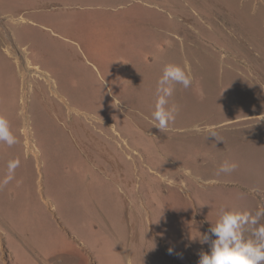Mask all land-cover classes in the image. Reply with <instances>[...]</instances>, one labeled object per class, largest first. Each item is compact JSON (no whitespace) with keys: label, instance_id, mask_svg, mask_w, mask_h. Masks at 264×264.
I'll list each match as a JSON object with an SVG mask.
<instances>
[{"label":"rangeland","instance_id":"obj_1","mask_svg":"<svg viewBox=\"0 0 264 264\" xmlns=\"http://www.w3.org/2000/svg\"><path fill=\"white\" fill-rule=\"evenodd\" d=\"M258 6L264 0H0V39L22 63L24 55L38 61L54 88L43 96L33 84L21 93L19 79L15 105L16 66L0 54V116L15 138L0 140V264H51L66 256L79 264H120L143 257L146 227L188 222L192 199L200 205L206 199L216 211L224 203L220 194L237 192L236 183L255 186L264 207V16ZM213 8L211 17L244 48L208 30L204 19ZM169 12L190 14L198 27L194 42L176 54L173 35L163 32L177 21ZM12 35H21L17 42L26 51ZM168 64L189 70L192 84H172L168 106L177 109L175 121L160 131L151 116ZM60 101L65 126L55 131L42 123L48 103ZM195 124L200 132L192 130ZM226 160L238 167L217 175Z\"/></svg>","mask_w":264,"mask_h":264},{"label":"clouds","instance_id":"obj_2","mask_svg":"<svg viewBox=\"0 0 264 264\" xmlns=\"http://www.w3.org/2000/svg\"><path fill=\"white\" fill-rule=\"evenodd\" d=\"M172 84H180L188 89L192 84V76L185 68L169 64L163 69V74L158 81V96L155 110L151 120L153 126L160 131L167 130L169 125L175 121L177 109L175 106H168V98L172 95ZM192 130L200 132V125H193ZM0 140L9 144L15 142V138L8 131V121L0 116ZM238 165L235 162L224 161L217 172L231 173ZM186 175H191L186 170ZM8 177L5 179L7 183ZM171 183V181H169ZM264 207L258 208L253 215L250 212L235 210H221L218 220L214 225L201 234L199 242L208 245V251L199 252L198 264H264ZM253 225L251 235L253 239H245V225Z\"/></svg>","mask_w":264,"mask_h":264},{"label":"crops","instance_id":"obj_3","mask_svg":"<svg viewBox=\"0 0 264 264\" xmlns=\"http://www.w3.org/2000/svg\"><path fill=\"white\" fill-rule=\"evenodd\" d=\"M12 36V41L18 44L17 36L20 37L21 35ZM19 46H21L22 49V45ZM0 54H2V59H8V61L12 63L13 60L10 58V55L6 56L1 47ZM14 66H16V64ZM15 72L17 73V66ZM14 102L16 105L17 88ZM48 106L49 107L47 109L50 114L47 113V120H45L42 125L45 126L46 123H50V127L53 130L62 127L61 125L65 126L64 122L60 119L62 115H66L65 105L60 101L57 105L53 102L48 103ZM52 107H55V109ZM70 108L73 107L70 106ZM44 114L46 113L44 112ZM237 118L239 117L231 120H235ZM225 184L230 183L227 182ZM231 185H234V183H232ZM235 186L239 187H235V190H237L238 193L232 191L231 193L220 194V199L224 200V203L221 208H216V211L212 208L211 202L207 201L206 199H204V201H201V205L200 200H198L197 203L196 199H192L193 206L191 208V217L189 221L187 220L188 222L182 223L180 220H178L177 224L173 226L169 225L168 227H155L154 229L151 227H146L145 230H147V233L140 241L144 244L142 245L144 253L143 257L139 256L138 258L132 259V257L129 256L125 259L122 258L120 264H198L199 252L201 250L208 251L209 249L207 244L202 245L197 238H199L201 234L206 232L211 225H214L216 223L222 209L250 212L254 215L256 210L258 208H261V205L263 206V204H261V195L257 194L258 190L255 188V186L249 187L239 183H236ZM242 194L244 197V202L240 201V199H242ZM260 223L264 224V219H261ZM253 227L255 226L250 224L245 225V239H253L251 235ZM73 235L75 238L76 234L73 233ZM115 237L117 239L119 238L118 232ZM117 241L120 242L119 240ZM63 259L67 264H79L75 257L66 256L63 257ZM92 264H95L94 260L92 261ZM107 264L114 263L112 262Z\"/></svg>","mask_w":264,"mask_h":264},{"label":"bare ground","instance_id":"obj_4","mask_svg":"<svg viewBox=\"0 0 264 264\" xmlns=\"http://www.w3.org/2000/svg\"><path fill=\"white\" fill-rule=\"evenodd\" d=\"M121 1V0H120ZM147 1V0H146ZM151 1V0H150ZM48 2V1H47ZM154 2V1H153ZM51 3V2H50ZM121 3V2H120ZM165 3V2H164ZM119 4V3H118ZM226 6H227V4H226V2L224 3ZM247 4V3H246ZM249 4V3H248ZM42 5V4H41ZM44 5H46V4H44ZM144 5V4H143ZM196 5H197V3H196ZM35 6V5H34ZM119 6V5H118ZM147 6V5H146ZM190 6V5H189ZM225 7V6H224ZM228 8H229V6H227ZM251 6H249L248 8H250ZM157 8V7H156ZM258 8L260 9V10H258V11H260L262 14V17L264 16V8L262 7V6H258ZM258 8H253V9H258ZM177 9V8H176ZM193 9V8H192ZM229 9H232V8H229ZM160 10H161V8H160ZM183 10V9H182ZM189 10V9H188ZM223 10V9H222ZM233 10V9H232ZM249 10V9H248ZM18 11V10H17ZM254 11V10H253ZM136 12H137V10H136ZM162 12V11H161ZM170 12H172V11H170ZM169 12V13H170ZM206 12V11H205ZM254 12H257V11H254ZM138 14L140 13V12H137ZM137 13H136V15H137ZM145 13V12H144ZM204 13V12H203ZM213 13H214V8L212 9V10H207V14H206V19H204L205 21H206V25H207V27L209 28L208 30H210L211 32H214V33H216L217 34V36L219 35L220 37H221V35H226L227 37V39H225V40H227L228 41V43L227 44H229L230 46H232L233 48H237V49H241V48H244V46H243V44H242V42H237L236 41V39L234 40L233 39V37L232 36H234L235 35V33H230V32H228V31H226V30H224V24H222V26H223V28L221 29V25L220 24H218V22H217V20L214 18V17H211L212 15H213ZM161 14V13H160ZM159 14V15H160ZM162 14H164L163 12H162ZM193 14V13H192ZM205 14V13H204ZM229 14V13H228ZM141 14H139L138 16H140ZM170 16H171V18L174 20V18H176L177 19V21H176V23L174 22V21H172V22H174V24H173V26L171 27V28H165V29H163V32L166 30L170 35H173V38H174V45L172 46L173 48H172V50L171 51H173L175 54L179 51V50H181V49H183L184 50V48H185V46H187V44H190L191 42H194V38H193V36L192 35H196V31H197V28L198 27H196L195 26V22H194V19L190 16V14H189V16L187 15V14H178V13H170L169 14ZM146 16V15H145ZM153 16V15H152ZM158 16V15H157ZM143 17V16H142ZM149 17H151V16H149ZM155 17H156V15H155ZM165 17V16H164ZM169 17V16H168ZM21 18V17H20ZM23 18V17H22ZM153 18V17H152ZM233 18V17H232ZM121 19V18H120ZM150 19V18H149ZM166 19H167V17H166ZM151 20V19H150ZM169 20V19H168ZM203 20V19H202ZM203 20V21H204ZM230 20V19H229ZM160 21H162V20H160ZM236 21V20H235ZM238 21V20H237ZM258 21V17H257V20H256V22ZM200 22V21H199ZM239 22V21H238ZM202 24V23H201ZM232 25V24H231ZM201 26V25H200ZM199 26V27H200ZM204 26H205V24H204ZM206 27V26H205ZM206 27V28H207ZM160 28H162V27H160ZM159 28V29H160ZM203 29V28H202ZM201 30V29H200ZM249 31H251V29L249 30ZM57 32V31H56ZM55 32V33H56ZM58 33V32H57ZM199 33H201V32H199ZM210 33V32H209ZM168 34V35H169ZM198 35H200V34H198ZM203 35V34H202ZM211 35H213V34H211ZM229 35V36H228ZM230 35H232V36H230ZM209 36H210V34H209ZM59 37V36H58ZM195 37V36H194ZM207 37V36H206ZM241 37V36H240ZM197 38V37H196ZM205 38V37H204ZM209 38V37H208ZM167 39V38H166ZM243 39V38H242ZM162 40H164V39H162ZM197 40V39H196ZM215 40V39H214ZM219 40V39H218ZM246 39H245V37H244V41H245ZM0 41L2 42V46H1V49H2V51L4 52V54L6 55V56H9V55H14L13 53H12V51L10 50V46L6 43V42H3V40L2 39H0ZM171 41V40H170ZM203 41V40H202ZM207 41H209V40H207ZM249 41V40H248ZM201 42V41H200ZM199 42V43H200ZM205 42V41H204ZM215 42L217 43V41L215 40ZM247 42V41H246ZM201 43H203V42H201ZM225 43V42H224ZM250 43V42H249ZM213 44V43H212ZM48 45V44H47ZM191 45V44H190ZM209 46V45H208ZM211 46V45H210ZM51 48H52V46L50 47V50H51ZM194 48V47H193ZM212 48V47H211ZM220 48V47H219ZM223 48V47H222ZM262 48V47H261ZM22 50H24V51H26V49L24 48V46H22ZM163 50H165V49H163ZM170 50V49H169ZM186 51H187V49H185ZM190 50H193L192 48L190 49ZM208 50H210L209 49V47H208ZM212 50V49H211ZM220 50V49H219ZM228 50V49H227ZM170 51V52H171ZM194 51V50H193ZM193 51H190V52H192L193 53ZM205 51H207L206 49H205ZM215 51H216V49H215ZM215 51H212V52H215ZM235 51V50H234ZM263 51V50H262ZM23 52V51H22ZM165 52V51H164ZM167 52H169V51H167ZM196 52V51H195ZM220 52H221V50H220ZM23 54H25L24 52H23ZM170 54V53H169ZM168 54V55H169ZM171 54H173V53H171ZM170 54V55H171ZM174 54V55H175ZM194 54V53H193ZM218 54H220V53H218ZM173 55V56H174ZM196 55V54H195ZM198 55V54H197ZM172 56V55H171ZM170 56V57H171ZM176 56V55H175ZM169 57V56H168ZM176 58V57H175ZM35 59V58H34ZM33 59V60H34ZM172 59V58H171ZM174 59V58H173ZM183 59V58H182ZM185 59V58H184ZM223 60H224V58H222ZM14 60H15V64H16V66H18L17 67V73H15L16 75H17V80H16V88H17V82H18V80L20 79V81H21V83H20V85H21V93H24L25 91H26V89H34L35 88V86L34 85H36V88L40 91V93L43 95V96H45V93H44V89L47 87L48 88V90L49 91H51V92H54V88H53V80L50 78V76L48 75V72H46L45 70H43L42 68H41V66L40 65H38L37 63H39L38 61H37V63H34V61L32 62L29 58H27V56L26 55H24V57H23V63L21 62V61H19V55H17V57H16V55H14ZM13 60V61H14ZM188 60V59H187ZM208 61H209V59H207ZM168 61V60H167ZM196 61V60H195ZM221 61V60H220ZM212 62H213V60H212ZM232 62V61H231ZM170 63V62H169ZM178 63V62H177ZM210 63V62H209ZM214 63H217V62H213L212 64H213V66H214ZM234 63V62H233ZM232 63V64H233ZM183 64V63H182ZM169 65V64H168ZM178 65V64H177ZM203 65V64H202ZM206 65H208V64H206ZM219 65H221V64H219ZM188 66H190V64L188 65ZM203 66H205V65H203ZM43 67V66H42ZM183 67V66H182ZM26 68H31L32 70H31V74H29V73H27V71H26ZM184 68V67H183ZM214 68V67H213ZM186 69V68H185ZM205 69H208L209 70V68L208 67H206ZM211 69H212V67H211ZM217 69V68H216ZM207 70V72H209ZM215 70V68L212 70V71H214ZM189 71V70H188ZM216 71V70H215ZM190 72V71H189ZM210 73V72H209ZM215 73V72H214ZM27 75V76H26ZM31 75H33L32 77H30ZM210 75H212V74H210ZM233 75V74H232ZM209 76V75H208ZM207 76V77H208ZM235 76V75H234ZM30 77V78H29ZM213 77V76H212ZM233 77V76H232ZM236 78V77H235ZM234 78V79H235ZM239 78V77H238ZM205 79H206V77H205ZM204 79V80H205ZM233 79V80H234ZM237 79V78H236ZM240 79V78H239ZM238 79V80H239ZM213 80V79H212ZM215 80V79H214ZM238 80H237V83H238ZM206 81H208V80H206ZM230 81V80H229ZM211 82V81H210ZM243 82H245V81H243ZM243 82H241L240 84H241V86H242V83ZM34 84V85H33ZM235 84V83H234ZM26 85L28 86V88L26 87ZM239 85V84H238ZM56 86V85H55ZM244 87H245V85H244ZM252 87V86H251ZM239 88V87H238ZM241 88V87H240ZM253 89H254V87H252ZM244 89V88H243ZM241 90H242V88H241ZM258 90V89H257ZM33 91H35V90H33ZM45 91H46V89H45ZM248 91H250V90H248ZM252 91V93L254 92L253 90H251ZM11 92H12V90H11ZM32 92V91H31ZM247 92V91H246ZM256 93H253V95L254 94H257V91H255ZM33 93V92H32ZM37 93V92H36ZM251 93V92H250ZM249 93V94H250ZM35 94V93H34ZM33 94V95H34ZM48 94V93H47ZM247 94V93H246ZM253 95H252V97H253ZM52 96V95H51ZM38 97V96H37ZM50 97V96H49ZM64 97V96H63ZM246 97V96H245ZM249 97V96H248ZM250 97H251V95H250ZM1 98V97H0ZM12 98H13V96H12ZM12 98H10V100L12 99ZM39 98V97H38ZM54 98V97H53ZM59 98V97H58ZM255 98V97H254ZM22 97H21V101H22ZM250 99V98H249ZM61 100V99H60ZM42 102V101H41ZM40 102V103H41ZM46 102V101H45ZM10 103V102H9ZM13 100L11 101V106L13 107V106H15V105H13ZM25 103V102H24ZM44 104H42V106H43ZM71 106V105H70ZM9 108H10V106H9ZM52 108H54L55 109V107H52ZM11 109V108H10ZM9 109V110H10ZM47 109V108H46ZM53 109V110H54ZM78 109V108H77ZM4 110V109H3ZM12 110H14V107H13V109ZM11 110V111H12ZM80 110V109H79ZM7 111H8V108H7ZM7 111H5L6 113H7ZM52 111V110H51ZM63 111V110H62ZM61 111V112H62ZM85 111V110H84ZM10 112V111H9ZM8 112V114H10ZM14 112H16V111H14ZM53 112V111H52ZM64 113V112H63ZM56 114H57V112H56ZM251 115V114H250ZM253 116L255 115V114H252ZM7 116V115H6ZM52 116V115H51ZM45 117V116H44ZM94 117V116H93ZM99 117V116H98ZM55 118V117H54ZM80 118V117H79ZM95 118V117H94ZM9 119V118H8ZM57 119V118H56ZM61 119V118H60ZM81 119H83V118H81ZM80 119V120H81ZM10 120V119H9ZM75 120V119H74ZM79 120V121H80ZM84 120V119H83ZM88 120V119H87ZM91 120V119H90ZM76 121V120H75ZM89 122H92V121H89ZM71 123H73V122H71ZM87 123V122H86ZM85 123V124H86ZM97 123H99V122H97ZM112 123H113V121H112ZM9 124V123H8ZM45 124V123H44ZM93 124V123H92ZM67 125H69V124H67ZM66 125V126H67ZM71 125V124H70ZM87 125H88V123L86 124V128L85 129H87L88 127H87ZM196 125V124H195ZM48 126H49V124H48ZM73 126V124L70 126V129H71V127ZM75 126V125H74ZM78 126H80V124L78 123ZM84 126V125H83ZM89 126V125H88ZM95 127H96V124L94 125ZM94 126H92V127H94ZM56 127V126H55ZM76 128H74V127H72V129L74 128V129H76V130H78L77 129V126H75ZM81 127H82V125H81ZM101 126H99V128H100ZM84 128V127H83ZM102 128H103V126H102ZM104 128H106V125L104 126ZM57 129V128H56ZM63 129V128H62ZM70 129H69V131H70ZM73 129V130H74ZM90 129V128H89ZM107 129V128H106ZM58 130H60V127L58 128ZM88 130V129H87ZM92 130H94V129H92ZM91 130V131H92ZM103 130V129H102ZM105 130V129H104ZM104 130H103V134L105 135V136H107L108 138L110 137V135H108L107 133H105L104 132ZM115 130V129H114ZM117 130V129H116ZM56 131V130H55ZM54 131V132H55ZM61 131V130H60ZM83 131V130H82ZM86 131V130H85ZM90 131V130H89ZM118 131V130H117ZM117 131H115V132H117ZM93 132V131H92ZM91 132V133H92ZM95 132V131H94ZM111 132V131H110ZM71 133H72V131H71ZM83 133V132H82ZM97 133V132H96ZM96 133H95V135H96ZM118 133H120V132H118ZM111 134V133H110ZM121 134V133H120ZM123 135V134H122ZM60 136H61V134H60ZM81 137H82V135H80ZM98 137V136H97ZM103 137V136H102ZM61 138V137H60ZM63 138H64V136H63ZM62 138V139H63ZM83 138V137H82ZM99 138V137H98ZM122 138V137H121ZM101 139V138H100ZM106 139V138H105ZM104 138H103V140H105ZM116 139V138H115ZM61 140V139H60ZM88 141H89V139H88ZM94 141V140H93ZM117 141V140H116ZM119 141V140H118ZM118 141H117V143H118ZM63 142V141H62ZM83 142V141H82ZM98 142H101V141H98ZM107 142V141H106ZM29 142H28V140L27 141H25V144H26V146L27 147H29L27 144H28ZM108 143V142H107ZM126 143V142H125ZM63 144V143H62ZM83 144H84V142H83ZM92 144H94V143H92ZM122 144V143H121ZM84 145H86V144H84ZM110 144H108V146H109ZM112 145V144H111ZM120 145V144H119ZM96 146V145H95ZM122 146V145H121ZM87 147H89L88 145H87ZM111 147V146H110ZM120 147V146H119ZM124 147V146H123ZM60 148H61V146H60ZM81 148V147H80ZM83 148H85V146L83 147ZM82 148V149H83ZM125 148V147H124ZM88 149H90V148H88ZM88 149H87V151H88ZM96 149V148H95ZM94 149V150H95ZM32 150V149H31ZM81 150V149H80ZM112 150H114V148H112ZM125 150V149H124ZM127 150V149H126ZM96 151V150H95ZM120 151V150H119ZM119 151H118V153H119ZM84 152L86 153V151L84 150ZM91 152H94V151H92L91 150ZM109 154H110V152L109 151H107ZM106 152V153H107ZM114 152V151H113ZM126 152H128V151H126ZM84 153V154H85ZM115 153V152H114ZM117 153V152H116ZM116 153L114 154V155H116ZM93 154H95V153H93ZM88 155V154H87ZM113 155V154H112ZM126 155V154H125ZM86 156V155H85ZM95 156V155H94ZM98 156H100V155H98ZM124 156V155H123ZM87 157V156H86ZM88 157H89V155H88ZM95 157H97V156H95ZM102 157V156H101ZM111 157V156H110ZM113 157V159H114V156H112ZM125 157V156H124ZM130 157V156H129ZM100 158V157H99ZM98 158V161L101 159H99ZM95 159H97V158H95ZM104 159V158H103ZM126 159V158H125ZM88 160H89V158H88ZM127 160V159H126ZM104 161H105V159H104ZM103 161V162H104ZM115 161V160H114ZM118 161V160H117ZM99 162H101V161H99ZM91 163V162H90ZM121 163V162H120ZM101 164V163H100ZM107 164H108V162H107ZM122 164V163H121ZM104 165V167L106 166L105 164H103ZM109 165V164H108ZM111 165H113V164H111ZM115 167H117V165H114ZM110 167V166H109ZM109 167H107V168H109ZM112 168V167H111ZM101 169V168H100ZM120 172V171H119ZM119 172H118V174H119ZM121 174V173H120ZM126 175V174H125Z\"/></svg>","mask_w":264,"mask_h":264},{"label":"built area","instance_id":"obj_5","mask_svg":"<svg viewBox=\"0 0 264 264\" xmlns=\"http://www.w3.org/2000/svg\"><path fill=\"white\" fill-rule=\"evenodd\" d=\"M51 264H67V263H65L63 257L62 258L58 257V258L53 259Z\"/></svg>","mask_w":264,"mask_h":264}]
</instances>
